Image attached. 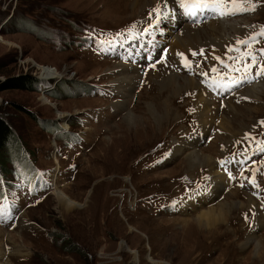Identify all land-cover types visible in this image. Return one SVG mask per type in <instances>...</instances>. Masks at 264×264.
Wrapping results in <instances>:
<instances>
[{
	"label": "rangeland",
	"instance_id": "1",
	"mask_svg": "<svg viewBox=\"0 0 264 264\" xmlns=\"http://www.w3.org/2000/svg\"><path fill=\"white\" fill-rule=\"evenodd\" d=\"M134 1L0 0V114L34 168L26 178L9 157L0 168V264H264L251 240L264 242V75L211 86L215 57L264 27V0L223 17L189 16L182 0L137 10ZM228 21L245 24L204 40ZM184 27L204 43H176L188 41ZM262 47L264 38L254 49ZM23 78L29 88H3ZM167 79L194 86L173 97ZM252 88L261 97L245 96ZM165 99L176 116L159 132L147 106L162 111ZM244 107L258 112L231 136L224 116ZM187 154L212 166L188 170ZM57 191L78 206L61 204ZM224 202L243 207L212 235L200 231L198 217Z\"/></svg>",
	"mask_w": 264,
	"mask_h": 264
},
{
	"label": "bare ground",
	"instance_id": "2",
	"mask_svg": "<svg viewBox=\"0 0 264 264\" xmlns=\"http://www.w3.org/2000/svg\"><path fill=\"white\" fill-rule=\"evenodd\" d=\"M152 1L153 0H135L134 4H132V7H133V9L137 10V8H140V6H144L145 5V7H146L147 4H149ZM155 1H154V3H155ZM243 24H245V22ZM243 24H240L239 22H235V21H233V22L228 21V22L220 23L219 26L213 28L210 36L206 37L204 40L205 41L212 40V39H214V41L215 40H224V39H226V36H229V35H231L232 33L235 32V29H236L237 25H241L242 26ZM182 33H184V35H185V38H183V39L188 40L190 42H188V41L183 42V41H181L182 39H176L175 42L178 43V44L182 43V44H185V45H191L190 48H193L196 45L197 46H201L200 44L204 43V40L198 39V34L197 33H194L193 31L189 30L187 27L183 28ZM238 36H240V35H238ZM175 38H180V36H176ZM228 44H230V43H228ZM175 48H178V47H175ZM174 50L176 51V49H174ZM177 50H179V49H177ZM45 72L47 74H49L50 77H54L56 75L54 72H51L49 70H45ZM171 78H174V76H171ZM122 81L124 82V84L126 83V86H129L131 84V81L129 79L122 80ZM183 82H184V80H183ZM188 84L190 86H192V87L194 86V84L191 83V82L188 83ZM189 85L183 86V84H180V82H178V80L177 81H172L170 79H167L163 83L162 86H163L164 89H166V91L170 90V93L173 95V97H175V95H177L178 93H180L182 91H185L186 89H189V87H190ZM256 90L249 89L246 92L245 96H248V97H251V98H253L252 96L261 97V94H263L262 91L258 92ZM83 93H85V92H83ZM168 97H170V94H169ZM169 100L168 101L166 100L165 106H164L162 111L160 110L161 108L159 109L156 106H151V105L147 106L148 107V111L151 112L156 117L157 125H158L156 127H157V130L159 132H161L163 130V128L169 123V121L173 118V116H176L175 111L174 112L172 111L173 108L171 107V104H170ZM47 102H49V101H47ZM163 103H162V105H163ZM244 108H245L244 112H243V110L239 111V109L236 110V112H235L234 109L233 110L230 109L229 115L230 114H234L232 119H230V118L227 119V117L224 116V120H223L224 128L227 130V132L230 133L231 136L234 135V137H235V136H239V135L243 134L248 129V125L246 124L247 121L248 120L251 121L252 119H254L255 114L258 112L257 108H254V107H250V108L244 107ZM125 121L129 125V127L134 126L132 123H134V121L136 123V120H133L132 112L127 115ZM136 125H137V123H136ZM228 139H229V137H228ZM226 143L229 144V141H226ZM185 159H186L188 170H193V169L196 168V166H202V165L203 166L207 165L206 167H211L212 166L211 165L212 160L208 159V158L202 159V158H199L198 156L187 154L185 156ZM208 165H211V166H208ZM56 194L58 195V198H59V201L61 202V204L66 205L69 209L72 208V207L78 206V203H76L75 201H72V199L68 198L65 195V193H63L62 191H57ZM242 203L236 204L235 202H232V203L231 202H224V203L218 205L217 207L210 208L209 210H206L207 208H203L202 210H206V211L198 217V221H197L199 230L202 231V232L203 231H207L210 234L211 233H215L216 232V226L218 224L225 225V223H227V221H229V218L231 217L233 212L235 210H237L238 208L243 207ZM211 206H215V205H211ZM251 240L257 241L256 245L258 246L259 250L256 252V258L257 259H261L263 257L262 255L264 253V242H261L257 238L256 239L253 238ZM247 245H248V243H247Z\"/></svg>",
	"mask_w": 264,
	"mask_h": 264
},
{
	"label": "snow or ice",
	"instance_id": "3",
	"mask_svg": "<svg viewBox=\"0 0 264 264\" xmlns=\"http://www.w3.org/2000/svg\"><path fill=\"white\" fill-rule=\"evenodd\" d=\"M182 2L185 4V11L189 16H192L194 11L199 14L211 13L223 17L254 10V8L245 7V0H191L190 3L187 0H182ZM260 38H264V27L261 28L260 32L246 39L238 40L236 46L227 49L224 58L215 57L221 67L213 66L211 71L214 74V79L211 82V86L218 89L228 88L231 90L232 86L245 82L251 83L253 79L264 75V63L260 62L264 60V47L254 49V45L260 42ZM228 53H236V55H228ZM196 55H203V50L199 53L192 52V56ZM183 59L186 61L184 66L191 72L190 62H187L186 57ZM254 68L258 69L255 76L252 75ZM221 69L229 73L227 82L222 75ZM232 73H238L239 76H231L230 74ZM200 75L207 77L208 73L202 72Z\"/></svg>",
	"mask_w": 264,
	"mask_h": 264
},
{
	"label": "trees",
	"instance_id": "4",
	"mask_svg": "<svg viewBox=\"0 0 264 264\" xmlns=\"http://www.w3.org/2000/svg\"><path fill=\"white\" fill-rule=\"evenodd\" d=\"M16 22L19 23L20 20H17ZM21 22L23 23L22 20ZM58 39L60 38L58 37ZM23 79H25V81H22V82H20V80L18 79H11L7 82V84L3 88L13 89V88H16L17 86H19V88H22V89L29 88L30 86L28 85L33 82L28 81V79L26 78H23ZM2 90L3 89H1V91ZM61 130L62 128H60L58 125H55L54 128H52V131L54 132L55 131L58 132ZM62 135L64 137H67L66 138L67 143H70V142L74 143L78 141L77 135L75 134H71V136L69 137V133L63 132ZM18 140L19 139L16 136V131L14 130V127L8 122L6 118H4L0 114V156H1L0 168H2L5 165L4 161H7L9 157L10 159L15 161L22 167L24 173H27L28 176L26 178H30L32 176H30L29 174H32L31 172L33 171L34 168L31 167L30 162H28L26 159V156L24 154V145L23 144L20 145ZM7 150L9 151V154L5 155L4 152ZM2 153H3V156H2ZM43 182H44V185L47 186L44 180Z\"/></svg>",
	"mask_w": 264,
	"mask_h": 264
},
{
	"label": "water",
	"instance_id": "5",
	"mask_svg": "<svg viewBox=\"0 0 264 264\" xmlns=\"http://www.w3.org/2000/svg\"><path fill=\"white\" fill-rule=\"evenodd\" d=\"M44 80H46V79H44Z\"/></svg>",
	"mask_w": 264,
	"mask_h": 264
}]
</instances>
